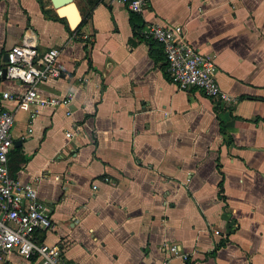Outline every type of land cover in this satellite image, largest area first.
<instances>
[{"label": "crops", "instance_id": "1", "mask_svg": "<svg viewBox=\"0 0 264 264\" xmlns=\"http://www.w3.org/2000/svg\"><path fill=\"white\" fill-rule=\"evenodd\" d=\"M75 2L83 20L72 34L44 16L41 6L56 13L49 0H0V66L28 28L38 50L59 49L64 71L36 87L68 100L17 108L11 126L7 166L52 218L41 238L66 264H161L168 242L190 255L168 264H264V0H147L138 12L142 27L180 23L212 54L233 98L217 113L229 141L213 100L170 80L162 48L149 53L128 8ZM2 88L24 85L0 75ZM0 264L34 260L11 250Z\"/></svg>", "mask_w": 264, "mask_h": 264}, {"label": "built area", "instance_id": "2", "mask_svg": "<svg viewBox=\"0 0 264 264\" xmlns=\"http://www.w3.org/2000/svg\"><path fill=\"white\" fill-rule=\"evenodd\" d=\"M123 4L128 10L140 12L147 0H105ZM144 38H153L161 44L164 54V70L171 81L179 88L190 86L198 88L210 99L232 102L233 98L224 92L215 79L216 65L210 53L200 51L188 41L178 22H152L140 30ZM85 37L86 35L83 34ZM4 77L24 85V90L11 92L0 89V256L15 251L24 259H33L34 264H66L61 258V246L38 239L37 233L52 226L50 212L35 193L29 182L22 183L8 171L7 153L12 145L11 126L14 110L26 108L30 104H57L66 102V96H42L37 90V83L51 77L64 74L58 62L59 49L48 46L38 50L35 36L25 29L17 42L6 49ZM0 66V75L1 67ZM10 101L12 106L2 102ZM69 135V132H66ZM102 179L108 176L102 175ZM92 188L96 182H92ZM214 233L219 228H213ZM166 255L161 264H168L172 255L183 260L190 258L188 252L176 242L163 244Z\"/></svg>", "mask_w": 264, "mask_h": 264}, {"label": "trees", "instance_id": "3", "mask_svg": "<svg viewBox=\"0 0 264 264\" xmlns=\"http://www.w3.org/2000/svg\"><path fill=\"white\" fill-rule=\"evenodd\" d=\"M41 4V3H40ZM42 8V12L44 14V16L46 17H53V18H56V19H59L61 20L62 22H64V25L65 27L67 28V30L69 32H71L72 34L73 33H78V30H79V26L81 24V21L83 20V18L80 19V21L76 24L75 27L73 28H70L65 17L62 16V15H58L57 13H54V14H50L49 11H50V7L48 8H44L43 6H41ZM55 12V11H54ZM129 21H130V25H131V28H132V31H133V34L137 37V38H141V39H145L148 44H149V53L154 57V58H158L152 51V48L155 46H159L161 48V44L156 41L155 39L153 38H144L140 32L141 28H142V24H143V20L140 16V14L138 12H135V11H132V10H129ZM80 37V36H79ZM87 40V39H86ZM87 41H85L84 43V48H85V54L87 55V52H88V46L86 44ZM130 42L133 43L134 40L133 39H130ZM163 57H164V54H163ZM164 65H165V61L163 62V69H164ZM165 71V70H164ZM166 72V71H165ZM231 106V102H223L221 101L220 99H213V108L216 112V115H217V118H218V123H219V130L220 132L223 133L224 137H225V140L226 141H229L230 139V136L229 134L227 133L226 129H225V124L223 122V120L218 116V111L219 110H222V109H227ZM10 151V150H9ZM9 151L7 153V157L9 155ZM7 164H8V161H7ZM17 165H15L14 167L8 165V171L9 173L13 176V173H14V170L16 169ZM220 189H221V180L219 181L218 183ZM37 237L38 239H41L42 237V232L39 231L37 233Z\"/></svg>", "mask_w": 264, "mask_h": 264}, {"label": "water", "instance_id": "4", "mask_svg": "<svg viewBox=\"0 0 264 264\" xmlns=\"http://www.w3.org/2000/svg\"><path fill=\"white\" fill-rule=\"evenodd\" d=\"M51 5L54 7L55 12L58 15L65 17L67 23L71 27H75L76 24L80 21L81 16L78 9V6L75 0H49ZM2 59H6V52L4 51ZM5 67H1V76H4Z\"/></svg>", "mask_w": 264, "mask_h": 264}]
</instances>
